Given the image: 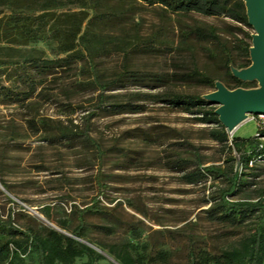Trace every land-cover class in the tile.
<instances>
[{"label":"rangeland","instance_id":"obj_1","mask_svg":"<svg viewBox=\"0 0 264 264\" xmlns=\"http://www.w3.org/2000/svg\"><path fill=\"white\" fill-rule=\"evenodd\" d=\"M55 11L61 27L74 19L85 25L95 13L101 18L68 49L51 35L50 17L36 18L40 11L25 13L35 36L15 41L5 32L13 25L9 10L0 14V218L22 230L55 225L72 234L76 209L97 200L106 212L87 213L83 240L105 248L107 258L98 264H119L108 249L122 245L137 264H190L191 253L197 264H214V256L248 242L259 211L231 224L219 218V203L236 171L241 183L227 198L255 202L264 196V156L246 167L233 139L234 133L252 138L245 144L251 152L263 118L250 114L230 133L215 112L219 104L205 108L217 114L215 122L171 104L169 97L205 98L216 89L188 79L194 70L225 83L232 67L245 68L251 59L246 45L253 40L246 33L253 35L254 27L139 0H88ZM45 59L68 63L42 74L35 65ZM125 70L163 80L123 77L100 87ZM253 81L246 88L260 86ZM210 165L225 175L208 173ZM195 170L204 175L189 182L186 175ZM12 237L22 241L20 253L0 249V264H39L25 236L0 229V245ZM86 260L77 257L73 264Z\"/></svg>","mask_w":264,"mask_h":264},{"label":"trees","instance_id":"obj_2","mask_svg":"<svg viewBox=\"0 0 264 264\" xmlns=\"http://www.w3.org/2000/svg\"><path fill=\"white\" fill-rule=\"evenodd\" d=\"M92 1V0H90ZM142 3L148 5H160L166 9L176 12H198L204 15L212 16H227L236 22L250 27L247 15V9L245 0H139ZM78 2L81 5H86L88 0H0V14L5 9L9 10L8 21H12L13 25L6 26L5 32H8L7 36L17 40L16 37H28L30 35L35 36V31L30 29V24L24 22L28 17L25 13L27 11H40L37 15V19H44V17H50L53 20V24L50 26L51 35L54 38H58L68 49H72L77 40H85L89 33L93 31L98 18L101 15L95 13L91 16L87 23L84 25L82 21L76 19L72 20L65 26H59L61 20V14H57L55 9L57 7L65 6L69 3ZM32 21V18L29 19ZM15 29V33L13 30ZM8 30V31H7ZM34 32V33H33ZM249 39H253L251 33H246ZM252 43L249 42L246 45L247 56H250V47ZM227 55L229 56L228 52ZM63 62L68 63L66 59H45L42 63H37L35 66L41 71L42 74L50 73L55 67L62 66ZM252 64L251 59L248 63L242 67H248ZM229 79L224 83L228 88L235 89L237 87H249L254 81H244L233 75V72L229 70ZM123 77H129L132 80H163L161 77L154 78L153 75L140 74L134 71L125 70L119 76L107 83L100 84V87L105 90L111 85L119 84L123 80ZM188 79H195L200 82H209L211 86L215 87V80L211 79L207 75L203 74L199 70H194L187 74ZM31 86L34 80L28 75ZM93 83H98L97 80H93ZM105 97L100 94V101H104ZM170 103L184 110L191 112H201L207 114L206 120H214L219 122L217 114L211 110H206V106L210 104V101L203 98L201 95L196 94H181L172 93L169 97ZM124 109H135L137 106L127 107L124 104H117ZM130 106V105H127ZM196 108V109H195ZM137 110V109H136ZM256 133H260V136H264V128L258 124V130ZM222 139L227 141L228 134L223 132ZM257 139V146L251 152L246 153L245 144L246 141L252 138H240L236 134H233L235 140V148L238 153L242 155L241 163L243 165L250 164V161L256 159L258 156H264V142L260 141L259 136L254 135ZM90 139V138H89ZM259 139V140H258ZM254 140V139H253ZM205 170L213 175H225V171L214 165L205 167ZM204 174L201 171H191L187 173V180L194 182L198 180L200 176ZM241 183V176L238 171L234 173L231 178V186L228 191L223 193L221 202L219 203V218L223 221L231 224H238L244 222L248 217L252 216L255 211H259L258 222L253 236L248 242L243 243L240 247H234L224 250L220 255L214 256V264H264V196H260L255 202L247 200H232L226 196L233 191L239 189ZM96 200V199H95ZM106 210L100 207L97 200L92 204L82 208L76 209L78 224L72 230V234H65L54 227H46L41 231H36L32 228L22 230L17 227L12 220L4 221L0 218V229L11 233L12 235H23L26 238L25 244L34 246L37 250L39 264H73L77 257L86 256L87 260L82 264H98L101 259H106L107 256L102 252L105 248L102 247V251L94 248L91 245V241H84V229L86 227V215L87 213H105ZM11 245L14 247L11 248ZM22 241L15 239H8L0 245V249L3 251L12 250L13 255L18 256L20 248L22 247ZM108 252L114 256L120 264H137L135 257L131 254L128 247L122 245L115 248H109ZM114 264V263H113ZM190 264H197V257L195 253L190 255Z\"/></svg>","mask_w":264,"mask_h":264},{"label":"water","instance_id":"obj_3","mask_svg":"<svg viewBox=\"0 0 264 264\" xmlns=\"http://www.w3.org/2000/svg\"><path fill=\"white\" fill-rule=\"evenodd\" d=\"M245 4L249 24L256 31L252 35L250 47L252 64L241 69L232 67V72L244 81L257 80L260 86L230 89L218 80L215 82L216 89L204 95L208 101L219 104L215 112L230 133H233L250 114H264V0H245ZM53 227L60 230L55 225Z\"/></svg>","mask_w":264,"mask_h":264},{"label":"built area","instance_id":"obj_4","mask_svg":"<svg viewBox=\"0 0 264 264\" xmlns=\"http://www.w3.org/2000/svg\"><path fill=\"white\" fill-rule=\"evenodd\" d=\"M260 118H263L262 120H264V114H257ZM255 117V116H253ZM257 136H259V138H264V136H260V133H256Z\"/></svg>","mask_w":264,"mask_h":264},{"label":"bare ground","instance_id":"obj_5","mask_svg":"<svg viewBox=\"0 0 264 264\" xmlns=\"http://www.w3.org/2000/svg\"><path fill=\"white\" fill-rule=\"evenodd\" d=\"M234 131V130H233ZM48 220V219H47Z\"/></svg>","mask_w":264,"mask_h":264}]
</instances>
